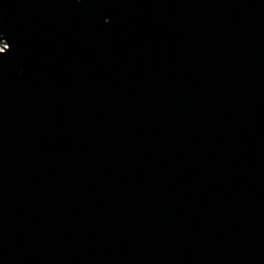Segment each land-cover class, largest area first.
<instances>
[{
  "label": "water",
  "instance_id": "95a60500",
  "mask_svg": "<svg viewBox=\"0 0 264 264\" xmlns=\"http://www.w3.org/2000/svg\"><path fill=\"white\" fill-rule=\"evenodd\" d=\"M0 41V264H264V0H0Z\"/></svg>",
  "mask_w": 264,
  "mask_h": 264
},
{
  "label": "trees",
  "instance_id": "16d2710c",
  "mask_svg": "<svg viewBox=\"0 0 264 264\" xmlns=\"http://www.w3.org/2000/svg\"><path fill=\"white\" fill-rule=\"evenodd\" d=\"M3 46V43L0 41V47Z\"/></svg>",
  "mask_w": 264,
  "mask_h": 264
},
{
  "label": "rangeland",
  "instance_id": "374dc122",
  "mask_svg": "<svg viewBox=\"0 0 264 264\" xmlns=\"http://www.w3.org/2000/svg\"><path fill=\"white\" fill-rule=\"evenodd\" d=\"M2 49V46L0 47V50Z\"/></svg>",
  "mask_w": 264,
  "mask_h": 264
},
{
  "label": "built area",
  "instance_id": "2783aa9c",
  "mask_svg": "<svg viewBox=\"0 0 264 264\" xmlns=\"http://www.w3.org/2000/svg\"><path fill=\"white\" fill-rule=\"evenodd\" d=\"M3 46H4V44H3ZM3 46H2V47H3Z\"/></svg>",
  "mask_w": 264,
  "mask_h": 264
},
{
  "label": "snow or ice",
  "instance_id": "6c2138e0",
  "mask_svg": "<svg viewBox=\"0 0 264 264\" xmlns=\"http://www.w3.org/2000/svg\"><path fill=\"white\" fill-rule=\"evenodd\" d=\"M8 49H9V47H8Z\"/></svg>",
  "mask_w": 264,
  "mask_h": 264
}]
</instances>
